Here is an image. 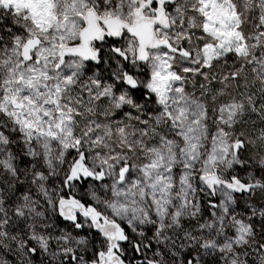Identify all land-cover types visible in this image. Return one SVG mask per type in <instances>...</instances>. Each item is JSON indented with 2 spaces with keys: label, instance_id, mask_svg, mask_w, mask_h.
Returning a JSON list of instances; mask_svg holds the SVG:
<instances>
[{
  "label": "snow or ice",
  "instance_id": "1",
  "mask_svg": "<svg viewBox=\"0 0 264 264\" xmlns=\"http://www.w3.org/2000/svg\"><path fill=\"white\" fill-rule=\"evenodd\" d=\"M0 264H264V0H0Z\"/></svg>",
  "mask_w": 264,
  "mask_h": 264
}]
</instances>
